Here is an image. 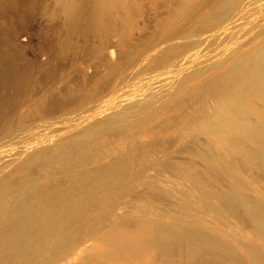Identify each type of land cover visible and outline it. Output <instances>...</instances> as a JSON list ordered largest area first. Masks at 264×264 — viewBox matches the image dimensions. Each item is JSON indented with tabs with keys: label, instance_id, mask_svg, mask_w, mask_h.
Listing matches in <instances>:
<instances>
[{
	"label": "rangeland",
	"instance_id": "374dc122",
	"mask_svg": "<svg viewBox=\"0 0 264 264\" xmlns=\"http://www.w3.org/2000/svg\"><path fill=\"white\" fill-rule=\"evenodd\" d=\"M228 1L197 0L182 16L180 0H148L134 16L122 55L113 45L100 53L94 36L66 40L62 16L49 12L54 0H28L23 8L1 11L0 179L35 146L97 140L95 123L101 120L109 119L107 128L116 129L137 117L155 116L143 131L111 135L74 169L107 171L120 159H132L126 168L130 185L115 196L103 225L40 264H74L83 258L104 264L103 231L114 222L140 220L181 237L150 260L131 255L116 264H264V159L259 156L264 142L237 146L222 141L210 124L225 105L218 91L194 103L182 101L232 71L238 60L264 53V0H236L220 23L199 28ZM22 30L30 41L16 51L13 38ZM118 41L119 35L110 38L111 44ZM172 45L178 46L175 54L158 57ZM46 68L49 76H44ZM12 69L21 73L19 86L7 80ZM251 96L264 111L258 91ZM58 99L65 101L62 106L44 109ZM237 118L257 121L246 112ZM247 150L257 156L247 159ZM39 173L35 170L38 183L62 175ZM199 237L204 243L195 248ZM74 251L78 254L71 258Z\"/></svg>",
	"mask_w": 264,
	"mask_h": 264
},
{
	"label": "bare ground",
	"instance_id": "6f19581e",
	"mask_svg": "<svg viewBox=\"0 0 264 264\" xmlns=\"http://www.w3.org/2000/svg\"><path fill=\"white\" fill-rule=\"evenodd\" d=\"M147 1L54 0L55 8L49 12L62 16L66 40L94 36L100 53L107 46L113 45L117 47L118 54L122 55L134 16ZM235 1L230 0L214 11L200 22L199 28L206 31L207 28L220 23ZM180 2L182 5L180 15L184 16L191 11L197 0ZM27 3L28 0H0V14L5 7L21 8ZM23 30L18 35L22 36V39L16 35L13 38L12 44L16 51L21 50L30 41L29 35ZM196 32L198 35V31ZM114 35H119V41L115 45L110 43V38ZM177 45L167 47L158 57H171L177 51ZM112 51L115 50L111 49L110 52ZM50 73L49 68L44 70V76H49ZM7 80L11 85L19 86L22 80L21 73L12 69L7 73ZM214 90L225 98L224 108L218 118L210 122L222 141L237 146L243 141L264 142V111L259 110L251 100L254 91H258L260 98L264 100V53L258 50L247 59L238 60L232 71L217 78L210 87L207 84L204 88L186 95L182 101L194 103L196 100L207 98ZM64 102L63 99L50 101L44 109L52 111L62 106ZM118 106L119 104L114 107ZM239 112L254 114L257 121L254 123L240 121L237 118ZM154 118V113L143 115L132 122L122 123L124 126L118 127L120 129L107 128L109 119L101 120L97 122L98 124L95 123L97 140H77L79 142L72 141L73 143L68 144L63 142L62 145L54 144L41 148L35 146L34 150L27 155L24 154L10 173L6 175V172L0 179V264H40L48 259L57 258L59 253L74 243L82 233L101 227L115 196L130 185L126 168L132 159L129 157L120 159L107 171L95 170L91 173L73 171L81 166L85 157L94 155L99 145L107 142L111 135L120 136L119 134L143 131L150 126ZM144 150V146L139 147V154ZM244 155L251 159L256 152L247 150ZM259 156L264 159V150ZM37 169L43 172L39 173L42 177H53L58 173L62 175L55 180L38 183V176L35 174ZM180 237L181 235L174 230L146 221L140 220L134 225L114 222L103 231V238L107 244L104 264H116L119 259L131 255L150 260L158 249L161 252L167 250L171 240ZM194 240L195 248H200L201 243H204L200 237ZM75 252L71 258H75ZM76 261L74 259V264ZM77 264L93 263L83 258Z\"/></svg>",
	"mask_w": 264,
	"mask_h": 264
}]
</instances>
